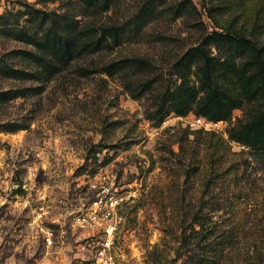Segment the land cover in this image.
<instances>
[{
    "label": "rangeland",
    "instance_id": "obj_1",
    "mask_svg": "<svg viewBox=\"0 0 264 264\" xmlns=\"http://www.w3.org/2000/svg\"><path fill=\"white\" fill-rule=\"evenodd\" d=\"M29 8L95 29H132L50 82L0 81V90L39 92L0 105V124L23 128L0 131V264H179L180 228L194 210L236 232L229 258L264 260V155L226 134L242 112L204 131L174 112L160 123L157 109L176 82L174 62L205 35L264 42V0H112L103 13L83 0H0V14ZM18 49L28 47L0 33V55ZM112 63L121 69L102 71ZM80 66L90 69L87 77ZM206 132L234 154L225 147L217 158L219 148L203 144ZM104 196L124 203L110 220L111 236L77 220Z\"/></svg>",
    "mask_w": 264,
    "mask_h": 264
},
{
    "label": "trees",
    "instance_id": "obj_2",
    "mask_svg": "<svg viewBox=\"0 0 264 264\" xmlns=\"http://www.w3.org/2000/svg\"><path fill=\"white\" fill-rule=\"evenodd\" d=\"M83 1L96 13L107 11L112 3V0ZM24 16H27L25 20ZM38 20L39 29L27 24ZM127 29L130 31L132 28L95 29L64 14L46 18L33 8L15 14L2 13L0 33L28 49L11 50L0 55V81L50 82L76 62L118 46ZM211 48L227 52V57L212 53ZM120 65L112 63L102 71L111 74L121 69ZM172 68L176 82L166 89L157 106L161 114L160 123L165 117L162 114L169 112L179 117L194 114L214 123L227 122L234 110H240L242 118L226 131L228 141L264 155V42L256 43L242 34L214 31L181 55ZM79 69L82 76H88L89 68L80 66ZM38 93L33 88L0 90V105ZM248 106L256 108L249 112ZM22 129L13 124H0V131ZM203 138L205 146L219 148L221 154L217 158L224 155L225 147L228 153H233L231 146L214 132H206ZM180 229L175 251L179 264L242 263L229 258L225 252L236 245V232L220 230L201 210L188 212ZM249 264H264V260L250 261Z\"/></svg>",
    "mask_w": 264,
    "mask_h": 264
},
{
    "label": "built area",
    "instance_id": "obj_3",
    "mask_svg": "<svg viewBox=\"0 0 264 264\" xmlns=\"http://www.w3.org/2000/svg\"><path fill=\"white\" fill-rule=\"evenodd\" d=\"M183 119V118H179ZM186 123L191 128H198L204 131H211L216 126V123L207 120L202 116H196L194 114H189L185 117ZM112 197L109 196L108 199L106 196L100 197L94 202H92L87 210V212L83 215H80L77 219L82 225L88 226H99L101 227L104 232L111 236L114 233V225L110 222L112 217H116L115 215V208L118 207L117 201L112 202ZM117 204V206H116ZM106 222L104 225L103 223ZM111 238H107V243L104 245L108 247L111 243ZM50 243V240H47ZM90 246L89 244H87ZM87 245L85 244L82 246V249H86Z\"/></svg>",
    "mask_w": 264,
    "mask_h": 264
}]
</instances>
